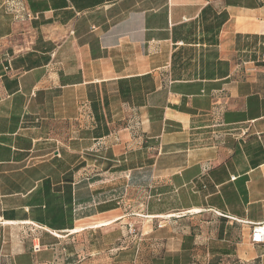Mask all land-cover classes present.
<instances>
[{"label": "crops", "instance_id": "0c3cea01", "mask_svg": "<svg viewBox=\"0 0 264 264\" xmlns=\"http://www.w3.org/2000/svg\"><path fill=\"white\" fill-rule=\"evenodd\" d=\"M262 63L264 0H0V264L230 250L264 221Z\"/></svg>", "mask_w": 264, "mask_h": 264}, {"label": "trees", "instance_id": "16d2710c", "mask_svg": "<svg viewBox=\"0 0 264 264\" xmlns=\"http://www.w3.org/2000/svg\"><path fill=\"white\" fill-rule=\"evenodd\" d=\"M262 65H264V63H262ZM247 180H248L247 177H242L238 180L237 184L244 186L245 188V183L247 182ZM242 195H243L244 200L247 202L246 190L242 191ZM5 218L9 220H16L17 216L15 215V213H8V214L6 213ZM221 221L225 223L227 222V219L222 217ZM222 236H223V225L221 226V229H220V237ZM190 242H193L192 237L189 238L184 243L183 248H182L183 252L181 255L170 256V255L163 254L157 258H154L152 260V264H191L192 257H191L190 252L192 250V246L190 245ZM214 252L218 253L219 255H214L212 259L210 260L209 264H224L219 256L230 257L233 253V250L231 251L227 249H217V250H214ZM229 264H239V263L237 261H233V262L229 261Z\"/></svg>", "mask_w": 264, "mask_h": 264}, {"label": "rangeland", "instance_id": "374dc122", "mask_svg": "<svg viewBox=\"0 0 264 264\" xmlns=\"http://www.w3.org/2000/svg\"><path fill=\"white\" fill-rule=\"evenodd\" d=\"M221 218L219 215H207L204 219V221L207 222V224L205 225L207 230L209 232L211 231H215V229L217 228V226L215 227L214 224H212V222H214V220L216 221L217 219ZM232 221V220H230ZM191 222V221H190ZM251 225H248L246 223H233V225H226L224 224V229L225 230H228V232L230 231V234L226 235L227 239L229 237H231L233 239L232 243H231V247H230V250L233 249V254L230 256V257H223L221 258L223 263L224 264H229V261H238L237 259V255H236V248H237V245H242L244 239H246V243L243 244L244 248L246 250H250V251H254V249L256 248L255 246H252L250 244V241H249V236H250V233H251ZM187 229V228H185ZM227 232V233H228ZM216 234V232H215ZM221 244L223 243H220L217 245L218 248L221 247ZM223 248H226V247H223ZM168 255V254H166ZM193 261V259H192ZM258 260L255 259V261L252 263V264H257ZM241 264V263H239Z\"/></svg>", "mask_w": 264, "mask_h": 264}, {"label": "built area", "instance_id": "2783aa9c", "mask_svg": "<svg viewBox=\"0 0 264 264\" xmlns=\"http://www.w3.org/2000/svg\"><path fill=\"white\" fill-rule=\"evenodd\" d=\"M131 231H133L132 228ZM131 235H135L134 232H131ZM250 242L253 246H264V221L253 225Z\"/></svg>", "mask_w": 264, "mask_h": 264}]
</instances>
